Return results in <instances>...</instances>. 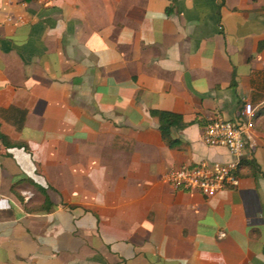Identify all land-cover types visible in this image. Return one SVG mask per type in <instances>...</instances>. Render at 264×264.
<instances>
[{
    "label": "crops",
    "instance_id": "0c3cea01",
    "mask_svg": "<svg viewBox=\"0 0 264 264\" xmlns=\"http://www.w3.org/2000/svg\"><path fill=\"white\" fill-rule=\"evenodd\" d=\"M263 61L264 0H0V264H264ZM245 101L238 184H167Z\"/></svg>",
    "mask_w": 264,
    "mask_h": 264
},
{
    "label": "built area",
    "instance_id": "2783aa9c",
    "mask_svg": "<svg viewBox=\"0 0 264 264\" xmlns=\"http://www.w3.org/2000/svg\"><path fill=\"white\" fill-rule=\"evenodd\" d=\"M264 64V61H263ZM255 106L245 101L237 119H213L205 128L204 139L209 145L224 146L237 160L231 163L203 160L192 166H172L164 181L176 190L198 191L212 197L222 190L238 184L237 168L251 138ZM26 197L31 194L26 192Z\"/></svg>",
    "mask_w": 264,
    "mask_h": 264
},
{
    "label": "trees",
    "instance_id": "16d2710c",
    "mask_svg": "<svg viewBox=\"0 0 264 264\" xmlns=\"http://www.w3.org/2000/svg\"><path fill=\"white\" fill-rule=\"evenodd\" d=\"M151 115L155 116L159 120V129L161 131V135L163 140L171 147H177L180 145V140L173 136V128H182L186 126L184 118L181 114L169 111V110H161V109H152ZM0 137L3 139L6 145H12L9 142L8 137L0 131ZM245 161L242 160L237 168V172L244 165ZM41 192L45 195V205L46 209L49 211L53 208V205L46 194V191L43 187H39Z\"/></svg>",
    "mask_w": 264,
    "mask_h": 264
}]
</instances>
